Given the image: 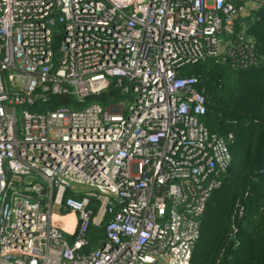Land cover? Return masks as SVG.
<instances>
[{"label": "built area", "instance_id": "obj_1", "mask_svg": "<svg viewBox=\"0 0 264 264\" xmlns=\"http://www.w3.org/2000/svg\"><path fill=\"white\" fill-rule=\"evenodd\" d=\"M262 5L0 0V264H190L232 133L181 70L260 65Z\"/></svg>", "mask_w": 264, "mask_h": 264}, {"label": "trees", "instance_id": "obj_2", "mask_svg": "<svg viewBox=\"0 0 264 264\" xmlns=\"http://www.w3.org/2000/svg\"><path fill=\"white\" fill-rule=\"evenodd\" d=\"M255 16L249 31L260 65L234 70L207 59L181 70L197 78L205 96V125L219 135L232 133L231 162L206 202L190 264H264V5ZM62 105L77 103L55 95L39 110ZM101 233L92 227L90 241Z\"/></svg>", "mask_w": 264, "mask_h": 264}, {"label": "rangeland", "instance_id": "obj_3", "mask_svg": "<svg viewBox=\"0 0 264 264\" xmlns=\"http://www.w3.org/2000/svg\"><path fill=\"white\" fill-rule=\"evenodd\" d=\"M58 41H59V39L57 38V43H58ZM95 98L98 100V101H101V104L102 105H104V104H108L109 102H111V100H110V98H108V99H105V98H103V97H99V96H95L94 97V100H95ZM88 102L89 101H87L86 103H84V104H81V105H79V106H75L74 108H83L84 106H86L87 104H88ZM105 102V103H104Z\"/></svg>", "mask_w": 264, "mask_h": 264}, {"label": "crops", "instance_id": "obj_4", "mask_svg": "<svg viewBox=\"0 0 264 264\" xmlns=\"http://www.w3.org/2000/svg\"><path fill=\"white\" fill-rule=\"evenodd\" d=\"M156 264H166L164 261H158Z\"/></svg>", "mask_w": 264, "mask_h": 264}, {"label": "bare ground", "instance_id": "obj_5", "mask_svg": "<svg viewBox=\"0 0 264 264\" xmlns=\"http://www.w3.org/2000/svg\"><path fill=\"white\" fill-rule=\"evenodd\" d=\"M54 218H57V216H56V215H54Z\"/></svg>", "mask_w": 264, "mask_h": 264}, {"label": "water", "instance_id": "obj_6", "mask_svg": "<svg viewBox=\"0 0 264 264\" xmlns=\"http://www.w3.org/2000/svg\"><path fill=\"white\" fill-rule=\"evenodd\" d=\"M112 93V91H110V93L109 94H111Z\"/></svg>", "mask_w": 264, "mask_h": 264}]
</instances>
